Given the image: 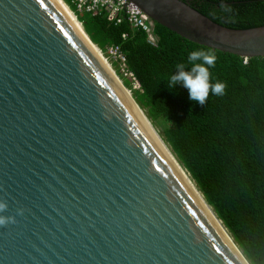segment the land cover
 <instances>
[{"label":"water","instance_id":"1","mask_svg":"<svg viewBox=\"0 0 264 264\" xmlns=\"http://www.w3.org/2000/svg\"><path fill=\"white\" fill-rule=\"evenodd\" d=\"M129 1L195 44L264 58V26ZM69 10L85 37L58 0H0V264H251Z\"/></svg>","mask_w":264,"mask_h":264},{"label":"trees","instance_id":"2","mask_svg":"<svg viewBox=\"0 0 264 264\" xmlns=\"http://www.w3.org/2000/svg\"><path fill=\"white\" fill-rule=\"evenodd\" d=\"M182 1L230 29L264 26V0ZM64 2L247 259L264 264V58L246 59L200 46L156 23L153 46L125 19L116 25L106 12L84 13L74 0ZM112 47L120 49L125 66L109 55ZM197 50L215 56L211 82L226 85L222 95L210 93L204 105L190 100L186 88L168 87L178 64L190 70L188 55ZM125 73L132 74L140 87L135 89V81Z\"/></svg>","mask_w":264,"mask_h":264},{"label":"built area","instance_id":"3","mask_svg":"<svg viewBox=\"0 0 264 264\" xmlns=\"http://www.w3.org/2000/svg\"><path fill=\"white\" fill-rule=\"evenodd\" d=\"M74 4L80 12L90 14L101 11L106 12L109 20L116 25H120L125 19L133 29L141 30L147 35L149 44L155 46L157 43L155 23L144 11L129 0H74ZM124 38H126V36H124ZM109 55L121 61L122 66H125L126 59L118 47L110 48ZM104 57L109 61L105 55ZM125 75L135 81V89L140 87L132 74L125 73Z\"/></svg>","mask_w":264,"mask_h":264},{"label":"clouds","instance_id":"4","mask_svg":"<svg viewBox=\"0 0 264 264\" xmlns=\"http://www.w3.org/2000/svg\"><path fill=\"white\" fill-rule=\"evenodd\" d=\"M188 61L192 65L190 70H185L184 64L176 66V72L168 81L169 89H175L178 85L186 88L189 93V99L204 105L208 97L213 95H222L226 85L222 82H211L210 69L215 66V56L204 51H192L188 55ZM197 61H200L197 63ZM5 207L0 204V210ZM7 223L5 218H0V225Z\"/></svg>","mask_w":264,"mask_h":264},{"label":"bare ground","instance_id":"5","mask_svg":"<svg viewBox=\"0 0 264 264\" xmlns=\"http://www.w3.org/2000/svg\"><path fill=\"white\" fill-rule=\"evenodd\" d=\"M62 5L63 7L65 8V10L67 11L69 17L71 18V20L77 25V28L79 29V31L83 34L84 36V30L82 29V26L77 22L74 14L69 10V8L64 4V2H62V0H58ZM64 1V0H63ZM85 37V36H84ZM95 49V48H94ZM95 53L98 55V57L101 59V55L99 53V51L96 49L95 50ZM104 57V56H103ZM103 62V64L106 66V68L114 75L112 69L110 68L109 64H108V61L106 59H102L101 60ZM128 94V92H127ZM130 95V94H129ZM188 180V179H187ZM190 184V182H189ZM191 188L193 189V191H195L197 197L199 198V200L201 201V203L204 205V207L207 208V210L209 211V214L211 215V217H213V219L215 218V216L212 214V212L210 211V209L206 206L205 202H204V199L203 197L196 191L194 190V186L192 185V183L190 184ZM193 186V187H192ZM216 221V219H215ZM217 224L219 225V227H221V229H223L224 231V228L222 227V225L220 224V222L217 221ZM226 232V231H225ZM228 236V234H227Z\"/></svg>","mask_w":264,"mask_h":264},{"label":"rangeland","instance_id":"6","mask_svg":"<svg viewBox=\"0 0 264 264\" xmlns=\"http://www.w3.org/2000/svg\"><path fill=\"white\" fill-rule=\"evenodd\" d=\"M108 61V60H107ZM108 63H109V66L111 67V69L114 71V73L116 74V76H118L117 75V73H116V71L114 70V68L112 67V65L110 64V62L108 61ZM118 78L121 80V78L118 76ZM122 81V80H121ZM123 82V81H122ZM129 90V89H128Z\"/></svg>","mask_w":264,"mask_h":264}]
</instances>
